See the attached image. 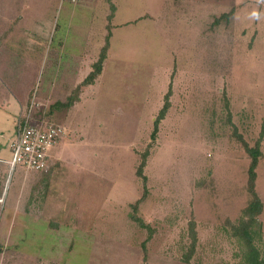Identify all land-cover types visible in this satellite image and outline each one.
Wrapping results in <instances>:
<instances>
[{
  "label": "rangeland",
  "instance_id": "rangeland-1",
  "mask_svg": "<svg viewBox=\"0 0 264 264\" xmlns=\"http://www.w3.org/2000/svg\"><path fill=\"white\" fill-rule=\"evenodd\" d=\"M111 2V20L110 0L0 8L4 30L20 17L14 31L52 44L24 86L37 112L72 126L63 167L0 168V264H237L257 143L264 249V0ZM109 27L103 73L86 84ZM54 78L66 87L52 94Z\"/></svg>",
  "mask_w": 264,
  "mask_h": 264
},
{
  "label": "crops",
  "instance_id": "crops-1",
  "mask_svg": "<svg viewBox=\"0 0 264 264\" xmlns=\"http://www.w3.org/2000/svg\"><path fill=\"white\" fill-rule=\"evenodd\" d=\"M48 1L49 0H0V8L4 9L5 5L10 6L11 2H14L13 5L17 7L22 2V7L23 3H26L25 5L27 8L38 11V9L44 8ZM108 16L106 19H108ZM16 19L17 20L14 19L11 22L10 26L12 27L9 30H4L3 26L0 24V168L4 171L6 170V166L10 168V162L13 158L11 142L17 135L19 115L24 114L33 101H35V103L37 102L36 99L31 101L32 90L29 88V85L27 87L24 86L25 78H29V76L26 77V74L29 75L30 73L29 69L32 66L31 63L34 57L38 56V54L41 55L40 50L43 49V52H48L49 46L52 45L47 42L46 45L44 43L46 46L44 47L43 41H48V38L44 40L40 38L38 34L35 35L33 31H26L25 29L14 31L16 27L19 26L18 24H20V17ZM113 19H115V16ZM49 34L50 32H47V35ZM50 87L51 93L53 94L55 89L66 86L64 80L57 84L54 78L52 79ZM40 114L44 113L37 112L36 110L37 118ZM58 124L64 127L65 135L53 146V148H51L52 151L58 150L55 151L54 154L55 160L51 162V170L55 166L63 167L65 165V151L70 143L68 134L72 126H70L68 122H60ZM3 174L5 175L4 172Z\"/></svg>",
  "mask_w": 264,
  "mask_h": 264
},
{
  "label": "trees",
  "instance_id": "trees-1",
  "mask_svg": "<svg viewBox=\"0 0 264 264\" xmlns=\"http://www.w3.org/2000/svg\"><path fill=\"white\" fill-rule=\"evenodd\" d=\"M111 14L108 16V19H113L116 13V6L110 0ZM233 14V11L221 17V19H228ZM226 17V18H224ZM219 21V20H218ZM109 27L108 34L106 35V44L101 52L99 60L93 65V71L85 79V83L92 85L101 77L103 73L104 64L107 60V51L109 48V40L112 36V32ZM169 108V103L165 104L164 108L161 110L158 118L155 121V131L153 133V139L156 138L158 133L159 123L164 119L166 112ZM246 149L250 153L252 158V164L249 170V192L252 194V200L250 201L247 208L244 210L240 224L232 227V234L237 239L238 244L241 245V255L240 261L237 264H264V249H261L257 245V239L261 240L262 238V224L258 221L257 217L263 211V203L256 192V179L257 173L256 169L261 157L260 143H257L256 147L251 148L247 145ZM146 166V159L139 166L137 175L143 179L144 187L146 191V180L147 177L144 175V168ZM145 195V194H144ZM196 225L194 222L190 224V232L192 234V239L194 242L197 240ZM193 242V243H194ZM195 244V243H194Z\"/></svg>",
  "mask_w": 264,
  "mask_h": 264
},
{
  "label": "built area",
  "instance_id": "built-area-1",
  "mask_svg": "<svg viewBox=\"0 0 264 264\" xmlns=\"http://www.w3.org/2000/svg\"><path fill=\"white\" fill-rule=\"evenodd\" d=\"M35 101L18 118V131L11 142L13 158L10 167L17 166L26 171L48 174L51 171L50 150L64 137L62 125L52 121L44 114L36 117ZM3 198H0L2 203Z\"/></svg>",
  "mask_w": 264,
  "mask_h": 264
}]
</instances>
